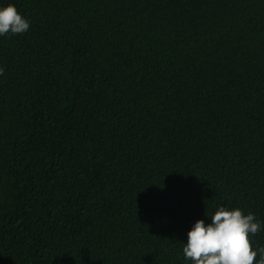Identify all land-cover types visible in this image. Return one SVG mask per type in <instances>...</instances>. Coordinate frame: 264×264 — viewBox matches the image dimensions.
<instances>
[{"label": "trees", "instance_id": "trees-1", "mask_svg": "<svg viewBox=\"0 0 264 264\" xmlns=\"http://www.w3.org/2000/svg\"><path fill=\"white\" fill-rule=\"evenodd\" d=\"M9 4L0 264H191L219 207L264 225V0Z\"/></svg>", "mask_w": 264, "mask_h": 264}, {"label": "clouds", "instance_id": "clouds-1", "mask_svg": "<svg viewBox=\"0 0 264 264\" xmlns=\"http://www.w3.org/2000/svg\"><path fill=\"white\" fill-rule=\"evenodd\" d=\"M29 27L14 5L0 8V36L24 34ZM2 75L4 69L0 68ZM210 220L207 225L198 220L187 233L185 260L191 264H264V247L254 248L252 241L264 225L254 214L219 207Z\"/></svg>", "mask_w": 264, "mask_h": 264}]
</instances>
